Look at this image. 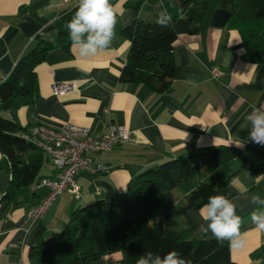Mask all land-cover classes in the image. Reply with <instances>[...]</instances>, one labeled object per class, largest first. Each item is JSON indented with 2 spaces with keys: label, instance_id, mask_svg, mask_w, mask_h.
Segmentation results:
<instances>
[{
  "label": "crops",
  "instance_id": "crops-1",
  "mask_svg": "<svg viewBox=\"0 0 264 264\" xmlns=\"http://www.w3.org/2000/svg\"><path fill=\"white\" fill-rule=\"evenodd\" d=\"M136 1L111 3L117 14L111 45L95 57L82 58L65 28L78 4L0 0V80L9 77L18 60L40 39L54 45L35 68L36 100L18 96L9 110L0 111L1 116L25 129L35 125L59 128L70 122L89 128L95 138L105 135L113 123L135 131L145 141L117 145L94 155V160L108 165L109 171L80 172L76 176L79 194L65 192L35 222L27 220V213L47 194L36 185L43 178H55L57 169L44 154L34 183L8 199L12 176L8 160L0 151V264H35L29 256L30 248L64 231L75 209L121 196L132 179L146 170L178 157L201 160L202 152L242 141L247 142L239 148L252 159L253 167L237 173L218 195L232 200L242 217L240 232L245 244L240 249L231 248L232 260L235 264H264V232L249 217L256 207L250 203L251 196L264 198V146L248 140L251 125L245 119L253 107L264 106V63L249 60L238 29L212 26L217 3L212 9L206 0L208 14L199 32L181 34L175 42V77L170 87L158 93L145 83H124L120 76L131 42L123 29L138 19L156 21L165 8L163 0H145L139 8L132 7ZM213 68L224 75L214 78ZM55 82H72L75 89L55 95ZM202 207L190 208L188 216L201 238L214 239L211 233L204 236L199 232L200 224L205 223L199 214ZM92 264L129 263L125 253L116 250Z\"/></svg>",
  "mask_w": 264,
  "mask_h": 264
},
{
  "label": "trees",
  "instance_id": "trees-1",
  "mask_svg": "<svg viewBox=\"0 0 264 264\" xmlns=\"http://www.w3.org/2000/svg\"><path fill=\"white\" fill-rule=\"evenodd\" d=\"M114 0H110L112 3ZM145 0L131 4L139 8ZM158 1V0H153ZM172 17L168 27L138 19L123 29L131 42L120 80L145 83L158 93L175 77V42L181 34H197L208 14L205 0H163ZM230 28L240 31L251 62L264 63V0H235ZM61 35V41L65 43ZM70 42L65 45L69 48ZM54 45L40 39L17 62L0 85V111L9 110L18 96L37 98L35 68ZM26 130L0 115V151L7 158L11 183L7 198L34 183L45 154L18 133ZM202 159L178 157L148 169L132 179L127 191L110 201L100 199L75 209L62 232L30 248L35 264H92L103 255L122 250L129 264H136L146 250L164 254L177 250L195 264H235L228 241L203 239L188 216L218 195L252 159L236 146H219L201 153ZM241 160L238 163V160Z\"/></svg>",
  "mask_w": 264,
  "mask_h": 264
},
{
  "label": "clouds",
  "instance_id": "clouds-1",
  "mask_svg": "<svg viewBox=\"0 0 264 264\" xmlns=\"http://www.w3.org/2000/svg\"><path fill=\"white\" fill-rule=\"evenodd\" d=\"M116 16V10L110 0H79L75 14L65 24V28L72 45L78 48L82 58L95 57L98 52L109 48L115 36ZM171 22V15L163 8L158 13L156 23L161 27H168ZM245 119L251 125L248 140L264 146V106L253 107ZM246 142L235 144L237 147H243ZM250 203L256 206L249 214L250 221L258 230L264 232V198L254 194ZM199 214L205 222L199 226V232L204 236L211 233L210 238L221 242L228 241L232 249L244 247L245 241L240 232L242 217L237 214L236 204L227 196H210L199 210ZM193 255L194 252H189L185 257L175 249L164 254L146 250L139 255L136 264H195L191 258Z\"/></svg>",
  "mask_w": 264,
  "mask_h": 264
},
{
  "label": "built area",
  "instance_id": "built-area-1",
  "mask_svg": "<svg viewBox=\"0 0 264 264\" xmlns=\"http://www.w3.org/2000/svg\"><path fill=\"white\" fill-rule=\"evenodd\" d=\"M62 1L67 4L79 2V0ZM211 72L216 79L224 75V72L218 68H213ZM2 82L0 80V85ZM74 89L75 84L72 82H55L52 85L55 95L66 94ZM18 135L42 150L57 169L55 178H43L36 185L37 189L45 190L47 194L40 204L28 211L26 218L31 222L42 217L65 192L79 194L80 188L76 176L80 172L103 174L109 171V166L96 162L94 155L109 152L121 144L145 143L137 137L135 131L113 123L109 124L108 132L99 138L93 137L89 128L70 122L59 128L35 125L20 131Z\"/></svg>",
  "mask_w": 264,
  "mask_h": 264
},
{
  "label": "water",
  "instance_id": "water-1",
  "mask_svg": "<svg viewBox=\"0 0 264 264\" xmlns=\"http://www.w3.org/2000/svg\"><path fill=\"white\" fill-rule=\"evenodd\" d=\"M236 11L235 0H218L211 24L214 27H225L229 24Z\"/></svg>",
  "mask_w": 264,
  "mask_h": 264
},
{
  "label": "rangeland",
  "instance_id": "rangeland-1",
  "mask_svg": "<svg viewBox=\"0 0 264 264\" xmlns=\"http://www.w3.org/2000/svg\"><path fill=\"white\" fill-rule=\"evenodd\" d=\"M205 1H206V0H205ZM209 1H210V2H209L210 5H211L210 7L213 9V6L216 5V3H217L218 0H209ZM46 157H47V156H46Z\"/></svg>",
  "mask_w": 264,
  "mask_h": 264
}]
</instances>
